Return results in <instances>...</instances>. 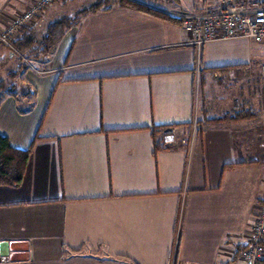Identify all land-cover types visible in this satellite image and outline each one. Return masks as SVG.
Here are the masks:
<instances>
[{"label":"crops","instance_id":"0c3cea01","mask_svg":"<svg viewBox=\"0 0 264 264\" xmlns=\"http://www.w3.org/2000/svg\"><path fill=\"white\" fill-rule=\"evenodd\" d=\"M35 1L0 0V30ZM188 39L181 22L100 8L22 74L28 94H1L0 134L29 155L20 183L0 184L14 249L0 264H244L264 202V92L226 89L216 68L264 63L245 38ZM236 109L247 117L206 121Z\"/></svg>","mask_w":264,"mask_h":264},{"label":"built area","instance_id":"2783aa9c","mask_svg":"<svg viewBox=\"0 0 264 264\" xmlns=\"http://www.w3.org/2000/svg\"><path fill=\"white\" fill-rule=\"evenodd\" d=\"M54 0H36L29 8L17 13L0 30V43L14 50L11 40L23 26L32 25L43 6ZM201 6L191 12L176 13L182 28L188 34L187 44L200 47L213 40L245 38L264 44V0H200ZM24 63L29 64L25 56ZM249 68V66L247 67ZM236 69L228 68L226 76L232 78ZM259 70L264 72V65ZM244 264H264V202L248 232V243L242 252Z\"/></svg>","mask_w":264,"mask_h":264},{"label":"trees","instance_id":"16d2710c","mask_svg":"<svg viewBox=\"0 0 264 264\" xmlns=\"http://www.w3.org/2000/svg\"><path fill=\"white\" fill-rule=\"evenodd\" d=\"M56 0H54L53 3ZM82 3V0H76ZM130 7L163 20H172L181 22V18L173 16L167 12L157 9L153 6L142 3L138 0H95L94 3L82 5V7L73 13L56 14L47 20L40 29L34 28L32 25L20 27L11 40V45L14 50L11 51L13 56H29L35 54L47 55L52 47L60 40L65 30L71 25L75 24L79 18L88 13L96 11L100 8H110L113 4ZM49 5V4H48ZM43 6L47 8V6ZM5 45L0 43V47ZM6 47V46H5ZM8 48V47H7ZM18 68V67H17ZM230 66L217 67L216 69L224 72ZM19 70L7 72L5 78H0V95L2 93L8 95H15L14 84L11 82L18 75ZM239 109L233 112L225 113L221 117L207 118V122H222L233 121L246 118ZM29 155L28 149H19L13 147L9 139L5 135L0 134V184L17 185L22 180ZM246 247V246H245Z\"/></svg>","mask_w":264,"mask_h":264},{"label":"rangeland","instance_id":"374dc122","mask_svg":"<svg viewBox=\"0 0 264 264\" xmlns=\"http://www.w3.org/2000/svg\"><path fill=\"white\" fill-rule=\"evenodd\" d=\"M139 1V0H138ZM162 1V0H159ZM175 7L180 10L181 12L189 11L195 3L196 0H172ZM54 2V1H53ZM51 2L47 8L48 10V17L49 19L51 17H54L56 14H68L73 13L74 11L80 9L82 5H88L91 3H94L95 0H82V3L77 2L76 0H56V3ZM145 3V2H142ZM147 4V3H145ZM116 5L115 3L111 4ZM149 5V4H147ZM152 6V5H150ZM154 7V6H153ZM158 9V8H157ZM9 51H12L10 48H8ZM252 52L254 54V63H264V44L260 43H253L252 44ZM9 53L7 50H0V78H5L7 75V72L13 71L15 69H18V75L17 77L12 80L11 82L14 84V90L16 92V95H18V98L23 97L25 94H28L26 92L28 85L26 84L25 79L23 78L22 74L26 72V70L35 71L40 68L41 65V56L42 54H35V55H29L25 56L29 60V64H26L23 62V60L20 57L12 56L13 59H10ZM264 65V64H263ZM18 67V68H17ZM225 72V73H224ZM223 73L224 81L221 82V86L229 88V90L236 91L242 90L243 96L246 95L248 99L254 100L253 97H248L247 94L250 92L249 90H255L257 91V88L259 91L264 92V85L259 86L261 84H264V72L260 71L256 67L251 68H245L240 67L237 68L234 72V76L232 78H229L226 76V70ZM221 77V76H220ZM240 93V92H239ZM3 94V93H2ZM250 95V94H249ZM264 97V96H263ZM0 98H2V95H0ZM22 100V99H21ZM264 100V98L262 99ZM24 100L21 102L23 103ZM241 101V100H240ZM239 102V101H238ZM264 106V104H263Z\"/></svg>","mask_w":264,"mask_h":264},{"label":"water","instance_id":"95a60500","mask_svg":"<svg viewBox=\"0 0 264 264\" xmlns=\"http://www.w3.org/2000/svg\"><path fill=\"white\" fill-rule=\"evenodd\" d=\"M12 245L13 244L10 242H0V257L3 255H8L10 250H14ZM20 251H27V248H23Z\"/></svg>","mask_w":264,"mask_h":264}]
</instances>
